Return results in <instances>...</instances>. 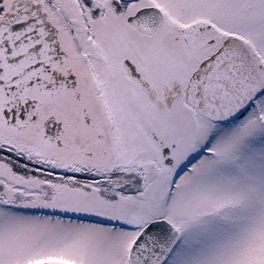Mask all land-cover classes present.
Instances as JSON below:
<instances>
[{
	"label": "snow or ice",
	"instance_id": "6c2138e0",
	"mask_svg": "<svg viewBox=\"0 0 264 264\" xmlns=\"http://www.w3.org/2000/svg\"><path fill=\"white\" fill-rule=\"evenodd\" d=\"M0 264H264V0H0Z\"/></svg>",
	"mask_w": 264,
	"mask_h": 264
}]
</instances>
